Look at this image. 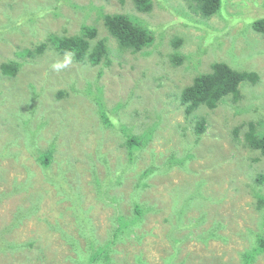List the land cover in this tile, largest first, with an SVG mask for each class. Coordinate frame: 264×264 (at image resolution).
I'll return each mask as SVG.
<instances>
[{
  "label": "rangeland",
  "instance_id": "374dc122",
  "mask_svg": "<svg viewBox=\"0 0 264 264\" xmlns=\"http://www.w3.org/2000/svg\"><path fill=\"white\" fill-rule=\"evenodd\" d=\"M221 2L216 15L203 19L187 0H154L149 14L139 13L133 0H0V32L7 27L9 38L0 41V63L12 59L20 44L30 46L50 33L77 35L84 26L96 27L97 38H106L111 51L108 66L80 64L71 55L51 52L25 65L15 78L3 77L0 70V242L29 243L16 253L0 252V264H77L87 253L70 203L44 179L45 170L34 155L35 149L44 151L52 143L57 159L46 171L60 177L66 170L57 171V161L74 162L68 181L81 193V207L96 229L98 244L113 239L116 217L132 219L135 204L152 209L140 225L121 226L122 234L109 246L111 264H245L243 254L253 245V233L264 230L258 202L264 183L257 181V175H264V158L243 146V129H236L264 117V36L252 27L264 17V0ZM26 9L42 14L34 22L35 38L15 20L25 18ZM123 13L146 22L155 44L138 53L120 50L102 16ZM228 16H237L233 24ZM12 27H22L29 36ZM177 39L183 41L177 51L189 57L181 66L171 57ZM214 62L257 72L260 81L243 83L238 103L228 97L214 110L201 107L187 116L180 92ZM101 110L110 111L122 125L102 126ZM200 117L206 130L196 141L194 127ZM154 124L152 139L130 164L126 136L145 138ZM185 147L196 157L169 168L174 155L178 160L186 157ZM98 156L107 161L100 162ZM90 161L98 172L97 184ZM151 165L160 170L138 196L140 176L145 171L150 175ZM202 182L201 206L185 211L192 205L184 206L185 199ZM107 187L108 196L100 195L98 190ZM37 195L42 196L38 211L6 232ZM195 223L200 225L191 227ZM215 228L220 238L209 236ZM62 231L78 241L83 256L66 243ZM252 264H264V253Z\"/></svg>",
  "mask_w": 264,
  "mask_h": 264
},
{
  "label": "trees",
  "instance_id": "16d2710c",
  "mask_svg": "<svg viewBox=\"0 0 264 264\" xmlns=\"http://www.w3.org/2000/svg\"><path fill=\"white\" fill-rule=\"evenodd\" d=\"M121 4H125L126 0H117ZM161 2V0H157ZM154 0H133V3L138 10L139 13L149 14L154 5ZM189 3V8L200 14L203 19H208L216 15L220 9L222 2L221 0H187ZM25 18L19 17L15 19L11 16V18L15 19L16 22H20L21 25L18 26H27L31 33L33 34L32 38L37 37V31L34 30L35 21L42 16L39 11L32 12L28 9L25 10ZM237 16H228L230 20V24H233L232 21ZM103 23L105 28L107 29L110 36H112L120 50L125 51L129 50L133 53H138L144 50L145 48H149L155 44V33L150 29L148 24L139 17L133 16L130 13L127 14H105L102 16ZM252 27L255 31L262 34L264 36V17H260L258 20L254 21ZM22 27L14 28L21 30ZM8 29L5 27L3 31L0 32V41L7 42L9 38L4 33L7 32ZM23 33V32H22ZM24 34V33H23ZM25 37H28V33L24 34ZM98 31L96 27L84 26L80 34L67 36V35H59L57 33H50L43 40L36 39L35 41L30 42V46L27 45L23 47L21 44L17 46L14 57L8 58L0 63V70L3 77H7L9 79L15 78L21 69H25V65L27 64H36L41 58H44L49 53H56L60 56L71 55L73 60L80 64H90L91 66H100L101 64L108 66L111 64L110 59V48L107 43L106 38H97ZM183 44L181 39H177L175 42V50L173 51L171 57L174 65L181 66L183 65L189 57L178 52L177 48H179ZM197 60L200 58V54L196 56ZM10 59V60H9ZM211 70L204 74H199L195 77L193 82L187 87L183 88L180 92V102L184 107V112L187 116L193 115L195 112L199 110L201 107H206L209 110L216 109L220 103L225 102L228 97H231L234 103H238L241 101L242 92L241 86L243 83H249L252 85H257L260 81V75L254 71H240L232 68L226 62H214L210 66ZM33 87V86H32ZM34 88V87H33ZM63 94L66 96V93L59 91V95ZM58 95V96H59ZM34 114L32 110L30 112ZM99 116L101 118L102 126H106L107 128L115 129L122 124L119 120L113 118L110 111H99ZM201 119V121H198ZM196 120L194 133L197 137L196 141L202 137L205 133V121L202 117ZM158 125H152L151 129L146 132L145 138L143 136H136L134 134H128L125 140V146L130 155V164H133L138 158L142 149L148 144V141L153 137V129ZM243 129L244 134V145L250 148L253 151L259 152L261 157L264 158V117L259 118L258 120H252L248 123H245L243 126H239L237 131H241ZM122 131H125L124 129ZM183 134H187V127L182 129ZM242 132V131H241ZM240 132V133H241ZM197 143V142H196ZM186 146H192L191 144H187ZM43 150V149H42ZM187 152L186 157H182L178 160L175 155L171 157L168 165L169 168L173 167V165L182 164L185 165L187 160L196 157V154L192 152V149L189 147H185ZM35 156L37 158L38 164L45 170L44 179L47 178V181L52 184V187L58 192V195L62 197L63 201L70 203L69 209L72 211V214L75 216L74 220L76 223V227L80 230L81 238L86 241L87 244V253L80 247L78 241L71 236L69 233L62 231L63 239L68 243L72 250L84 257L80 261H76L77 264H111L112 259L111 255L113 253L111 245L115 243V240L122 234V230L120 229L122 225H140L144 221L145 215L150 211L151 208L142 206H138L135 204V210L133 213V217L131 220L124 219L122 217H116L118 222L115 227V233L113 239L110 240L107 244H98V240L96 238V229L91 224V220L89 219L88 213L81 207V193H78L72 183H69L70 179V170L74 165V162L58 160L59 169L57 171L65 169L66 172L63 175L61 173L60 177L50 176L51 173L47 172L55 161L57 156V147L54 143L49 146L48 149L41 151L40 149H35ZM66 157V156H65ZM259 157V158H261ZM68 158V157H66ZM69 159V158H68ZM100 162H106L107 158L105 156H98ZM258 160V159H257ZM99 162V163H100ZM89 164L92 168L93 179L96 181L95 184L98 183V172L96 171V167L92 161ZM107 164V163H105ZM174 168V167H173ZM160 170L159 167L151 165L150 175L146 171L141 174V179L137 184V195L139 196L141 192L148 187V183L146 180L150 177L158 173ZM54 172V171H53ZM32 175V174H31ZM257 181L260 184L264 183V175H257ZM31 183V180H30ZM205 182L199 183L195 191L190 194L187 199H185V204H192L188 209V211L192 206L198 205L201 206L199 199L203 200L204 196L201 192L202 184ZM121 184V183H120ZM99 186V184H98ZM99 188H102L100 186ZM100 189L99 194L103 196H108V189ZM111 200L114 202H119L116 196H111ZM39 199V201H38ZM42 200V196L37 195L35 201L31 203L30 207L24 208V210H20L13 220L9 223L6 228V232L18 226L19 223H22L24 220L28 219L31 215L36 213L39 209L40 203ZM258 202L261 204L260 208L264 211V195L258 197ZM182 206V208L184 207ZM181 208V207H180ZM184 211V212H185ZM137 216V218H136ZM262 222L264 224V216L262 217ZM197 223L192 224L191 227L195 226ZM200 224L196 225L199 226ZM261 230L257 233H253L254 242L250 249L245 250V254H243L245 258V264H252L257 259V256L260 253H264V230ZM54 229H57L54 227ZM79 233V232H78ZM209 236L220 238L221 236L217 232V228L213 231L209 230ZM25 245H29V243H15L10 242L9 240H5L0 242V252L10 251H20L25 249ZM30 245H33L31 242ZM16 253V252H15Z\"/></svg>",
  "mask_w": 264,
  "mask_h": 264
},
{
  "label": "clouds",
  "instance_id": "9594fccd",
  "mask_svg": "<svg viewBox=\"0 0 264 264\" xmlns=\"http://www.w3.org/2000/svg\"><path fill=\"white\" fill-rule=\"evenodd\" d=\"M202 74H204V73H202Z\"/></svg>",
  "mask_w": 264,
  "mask_h": 264
},
{
  "label": "flooded vegetation",
  "instance_id": "af4514ba",
  "mask_svg": "<svg viewBox=\"0 0 264 264\" xmlns=\"http://www.w3.org/2000/svg\"><path fill=\"white\" fill-rule=\"evenodd\" d=\"M90 135H91V134H90ZM90 135H89V136H90Z\"/></svg>",
  "mask_w": 264,
  "mask_h": 264
}]
</instances>
